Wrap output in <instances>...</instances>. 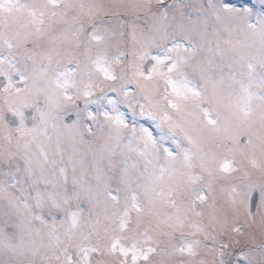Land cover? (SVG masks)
<instances>
[{
	"label": "snow or ice",
	"instance_id": "obj_1",
	"mask_svg": "<svg viewBox=\"0 0 264 264\" xmlns=\"http://www.w3.org/2000/svg\"><path fill=\"white\" fill-rule=\"evenodd\" d=\"M0 264H264V0H0Z\"/></svg>",
	"mask_w": 264,
	"mask_h": 264
}]
</instances>
